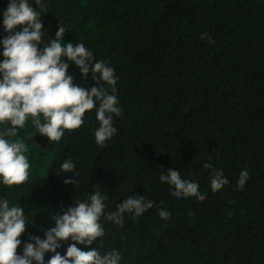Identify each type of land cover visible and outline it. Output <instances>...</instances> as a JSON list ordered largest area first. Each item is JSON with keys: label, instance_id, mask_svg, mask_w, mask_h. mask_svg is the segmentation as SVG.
Segmentation results:
<instances>
[{"label": "trees", "instance_id": "trees-1", "mask_svg": "<svg viewBox=\"0 0 264 264\" xmlns=\"http://www.w3.org/2000/svg\"><path fill=\"white\" fill-rule=\"evenodd\" d=\"M9 2L0 0V41L9 35L3 25ZM29 3L41 13L43 44L62 23L65 43H84L93 63L114 69L122 115L113 116L117 134L103 146L95 142V109L59 142L40 135L31 118L16 137H7L25 142L31 165L22 185L0 180V199L28 217L18 254L30 237L45 238L57 213L99 187L106 214L130 196L153 201L139 217L125 213L122 227L101 219L105 235L91 247L101 254L118 250L120 264H264V0ZM65 61L75 84L96 86L91 73L84 77ZM7 127L0 125V132ZM69 158L75 172L63 173L59 166ZM205 164L229 181L215 193ZM170 168L197 183L206 199L172 196L173 188L159 179ZM245 169L249 178L240 189ZM159 210L170 217L162 219ZM71 243L61 241L57 251L66 254ZM53 255L45 254V264Z\"/></svg>", "mask_w": 264, "mask_h": 264}, {"label": "clouds", "instance_id": "clouds-1", "mask_svg": "<svg viewBox=\"0 0 264 264\" xmlns=\"http://www.w3.org/2000/svg\"><path fill=\"white\" fill-rule=\"evenodd\" d=\"M35 4L39 8L45 7L42 0H35ZM3 25L9 35L0 41L5 58L0 62V125L10 127L0 132V180L12 187L28 180L31 165L25 155L28 151L25 142L7 137H16L17 130L24 128L29 118L40 135L47 137L49 142H59L66 131L80 129L86 112L95 109L99 122L94 133L95 142L103 146L117 134L113 116L120 117L122 109L115 95L117 78L114 69L104 61L93 63V53L84 43H65L66 28L62 23L55 38L43 44L44 25L40 11L29 0H10L3 13ZM17 26H22V30L14 31ZM205 35L202 34V38ZM65 58L79 67L84 77L91 73L96 86L85 88L75 84ZM104 84L111 86V91ZM59 167L63 173L76 169L70 158ZM204 167L212 169V192L229 183L222 170L211 164ZM248 178V171L242 170L238 188L242 189ZM159 179L173 188L171 195L176 198L196 197L201 202L206 199V193L199 191V185L183 179L178 170L170 168ZM65 183L76 181L66 179ZM106 199L99 187L87 200L77 199L74 207L53 217L55 227L45 232L44 239L30 237L33 242L24 243L22 254H18V248L28 217L22 207L10 206L7 198L0 199V264H45V254L49 252L54 255L47 264H120L122 257L118 250L101 254L99 249L91 247L105 235L101 219L122 227L125 213L139 217L153 207V201L145 200L143 196H130L117 205L116 211L106 214ZM159 216L167 220L170 213L159 210ZM69 239L74 243L69 244L66 254L61 255L57 249L62 247L61 241ZM77 244L86 245L90 250L84 251Z\"/></svg>", "mask_w": 264, "mask_h": 264}]
</instances>
